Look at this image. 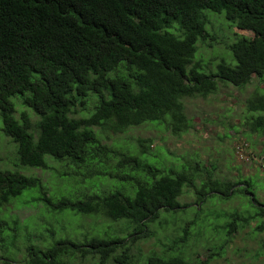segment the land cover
<instances>
[{
	"label": "trees",
	"instance_id": "obj_1",
	"mask_svg": "<svg viewBox=\"0 0 264 264\" xmlns=\"http://www.w3.org/2000/svg\"><path fill=\"white\" fill-rule=\"evenodd\" d=\"M206 9L224 13L232 25L254 34L237 36L228 46L235 65L222 60L216 73L203 72L195 57L198 43L211 35ZM254 77L264 83V0H0L4 134L15 144L21 165L48 169L52 160L69 169L85 168L95 178L93 184L98 183L96 192L81 198L48 195L38 176L0 169V210L18 197H28L27 202L42 203V212L53 216L67 211L101 215L144 232L162 212H177L184 189L200 180V188H195L198 205L212 194L248 197L247 215L234 212L224 226L232 235L264 217V205L251 184L215 180V168L199 162L181 169L153 163L155 157L147 150L151 140L118 152L117 167L110 170L103 158L114 151L102 135L109 129L124 132L150 124L180 137L192 127L184 99L206 98L220 83L243 88ZM13 98L38 120L31 122L26 112L17 118ZM246 111L247 128L264 138V92L246 100ZM12 222L0 221L2 252L17 249L19 226L16 219ZM260 225L264 228V221ZM183 233L184 240L188 227ZM80 237L82 243L66 233L46 248L26 238L24 264H74L77 257L91 260L88 264H108L111 259L114 264L134 263L126 251L117 254L121 238L116 233ZM146 264L209 261L152 253Z\"/></svg>",
	"mask_w": 264,
	"mask_h": 264
},
{
	"label": "rangeland",
	"instance_id": "obj_2",
	"mask_svg": "<svg viewBox=\"0 0 264 264\" xmlns=\"http://www.w3.org/2000/svg\"><path fill=\"white\" fill-rule=\"evenodd\" d=\"M204 13L210 20L207 31L215 37L212 39L209 35L205 41L199 42L195 57L197 61H201L203 72L216 73L217 65L222 60L235 65L228 46L237 40V36L253 37L254 34L232 25L224 13L207 9ZM263 92L264 83L254 77L243 88L220 83L217 91L206 98L184 99L186 113L192 119V127L180 137H174L164 129L150 124L132 127L124 132L109 129L102 135V140L114 152L103 158L105 166L114 170L120 159L117 157L118 152L138 148L140 140H151L150 146L145 143L144 147L148 146L151 157H155L151 158L153 163H164L172 167L179 165V169L182 165L193 168L197 162L209 170L214 167L215 180L248 182L253 186L259 203L264 205V138L251 133L245 124L248 117L246 100L255 93ZM12 101L15 103L17 118L21 117L22 112H26L31 122L38 120L17 99L13 98ZM49 159L46 157L47 161ZM48 165V169L21 165L15 144L3 132L0 115L1 170L38 176L48 195L64 194L71 198H81L84 193L98 190V183L93 184L95 178L91 179L85 168L69 169L52 160L48 161ZM128 168L126 166L125 170ZM94 169L99 170V167ZM195 188H200V180H196L195 187L184 189L177 212H162L157 221L147 223L144 232H134L129 223L112 222L101 215H75L67 211L53 216L42 212V203H31L27 202L28 197H18L19 200L6 203L0 210V221L12 225V220L16 219L19 226L17 249H11L8 253L0 250V264H24L27 256L26 238L34 245L41 241V247L46 248L66 233L75 235L77 241L82 243L80 235L97 232L106 235L116 233L121 238L117 254L126 251L131 255L133 264H146L147 257L152 253L167 256L181 254L194 263L196 260L208 259L209 264H264V228H259L264 217L261 218L262 221L252 220L249 225L236 228L230 236L224 228L232 213L247 215L243 213L248 209V197L238 193L222 198L211 193L214 197L198 205ZM27 194L28 192L24 193ZM196 207L199 208V213H196ZM187 227L188 234L183 240V230ZM113 261L111 259L108 264H114ZM90 262L89 259L77 257L74 264Z\"/></svg>",
	"mask_w": 264,
	"mask_h": 264
}]
</instances>
